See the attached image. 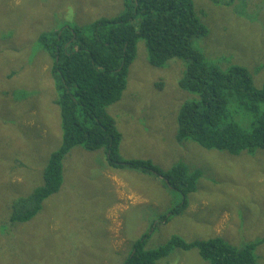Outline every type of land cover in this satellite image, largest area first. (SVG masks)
<instances>
[{
	"label": "rangeland",
	"instance_id": "rangeland-1",
	"mask_svg": "<svg viewBox=\"0 0 264 264\" xmlns=\"http://www.w3.org/2000/svg\"><path fill=\"white\" fill-rule=\"evenodd\" d=\"M194 1L208 29L198 46L222 65L245 66L261 86L264 0ZM122 3L0 0V205L43 182L42 170L62 141L58 91L39 35L113 17ZM183 70L179 58L164 67L150 65L140 39L126 90L105 109L121 133L123 159H150L162 170L181 162L201 171L186 209L164 222L179 203L176 191L141 170L111 168L100 150L75 145L64 156L59 190L29 221L8 222L17 237L0 248L6 255L0 264H122L144 234L147 249L178 234L187 240L218 236L236 247L264 237V149L233 155L179 141L177 108L195 97L178 86ZM255 253L257 264H264V242ZM156 264L209 263L196 250L174 248Z\"/></svg>",
	"mask_w": 264,
	"mask_h": 264
},
{
	"label": "trees",
	"instance_id": "trees-1",
	"mask_svg": "<svg viewBox=\"0 0 264 264\" xmlns=\"http://www.w3.org/2000/svg\"><path fill=\"white\" fill-rule=\"evenodd\" d=\"M122 4L123 10L113 17H99L84 26L66 25L38 37L51 59L62 141L42 170L43 182L0 205L1 249H8V241L17 237L13 228L8 229V222L29 221L59 190L64 156L75 145L100 150L111 168L141 170L159 177L166 188L176 191L179 203L164 216V222L186 209L188 196L197 190L201 171L181 162L162 170L150 159H123L119 152L121 133L105 109L126 90L128 68L140 39L146 47L147 61L154 67H164L173 58L185 61L178 86L195 97L177 108L179 141L191 140L204 149L233 155L264 149V81L256 85L253 73L245 66H225L206 56L198 41L208 35V29L194 11L195 1L123 0ZM147 237L144 234L137 240L122 264H156L174 248L196 250L209 264H255V248L264 242L263 237L236 247L218 236L187 240L178 234L157 248L147 249Z\"/></svg>",
	"mask_w": 264,
	"mask_h": 264
},
{
	"label": "bare ground",
	"instance_id": "bare-ground-1",
	"mask_svg": "<svg viewBox=\"0 0 264 264\" xmlns=\"http://www.w3.org/2000/svg\"><path fill=\"white\" fill-rule=\"evenodd\" d=\"M195 11V10H194ZM208 19H209V17H208ZM211 20V19H210ZM209 22V21H208ZM227 30V29H226ZM222 33V32H221ZM231 34V33H230ZM225 36V35H224ZM232 36V35H231ZM200 37V36H199ZM197 38V37H196ZM232 39H233V37H232ZM229 40V39H228ZM207 58V57H206ZM90 122V121H89ZM120 152V151H119ZM62 160V159H61ZM123 167V166H122ZM115 185V184H114ZM115 223V222H114Z\"/></svg>",
	"mask_w": 264,
	"mask_h": 264
},
{
	"label": "crops",
	"instance_id": "crops-1",
	"mask_svg": "<svg viewBox=\"0 0 264 264\" xmlns=\"http://www.w3.org/2000/svg\"><path fill=\"white\" fill-rule=\"evenodd\" d=\"M255 264H257V260H256Z\"/></svg>",
	"mask_w": 264,
	"mask_h": 264
}]
</instances>
